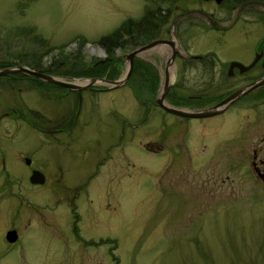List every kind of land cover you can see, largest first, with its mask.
Returning a JSON list of instances; mask_svg holds the SVG:
<instances>
[{
  "label": "rangeland",
  "instance_id": "374dc122",
  "mask_svg": "<svg viewBox=\"0 0 264 264\" xmlns=\"http://www.w3.org/2000/svg\"><path fill=\"white\" fill-rule=\"evenodd\" d=\"M159 1L0 0V64H33L28 61L32 54L41 69L54 61L65 62L57 67L66 69V60H78V52L85 62L104 59L96 39L126 18L139 19ZM174 5L211 13L221 25L233 17L226 6L213 2L177 0ZM256 8L244 9L240 15L245 19L222 31L189 18L174 28L176 46L187 56L213 53L218 62L233 59L236 47L264 36V22L254 19L264 10ZM25 26L34 27L29 36L16 32ZM169 35L168 30L162 37ZM165 50L137 56L160 77L154 96L162 83ZM125 52L114 53L119 56L116 80L127 70ZM191 64L174 60L170 82L175 91L215 92L219 68L210 77L202 74L200 62ZM130 75L116 88L81 91L74 126L58 134L47 131L53 126L50 119L66 111V102H75V96L62 98L35 82L0 79V158L5 160L0 264H264V181L248 161L250 135L264 131L263 107L239 110L225 123L229 135L223 136L217 117L183 118L150 100L140 106ZM11 108L16 114L5 116ZM222 136L226 146L240 142V150H220ZM46 138L61 141L53 146L54 154L48 152L54 140ZM23 156L42 168L52 157L59 167L33 186ZM10 226L20 237L7 250L3 234Z\"/></svg>",
  "mask_w": 264,
  "mask_h": 264
},
{
  "label": "flooded vegetation",
  "instance_id": "af4514ba",
  "mask_svg": "<svg viewBox=\"0 0 264 264\" xmlns=\"http://www.w3.org/2000/svg\"><path fill=\"white\" fill-rule=\"evenodd\" d=\"M202 1L204 2L208 1V2L215 3L213 0H202ZM215 4L217 5L221 4V5L226 6V8H228L230 11L233 12L232 13L233 17L234 15H236L235 20L227 29L231 28L237 21H239V19L244 18L240 14L247 7L251 8L252 6H256L257 8L254 10H257V11L264 10V0H246V1H241L239 3H236L235 0L234 1L233 0H221L220 3H215ZM254 10L250 9V11H254ZM202 14H206L210 18V20H207ZM256 15L257 17H255L254 19L256 20L259 19L264 22V16H261L258 13ZM189 18H197V19L205 21L206 24L210 27V29L214 31L225 30L226 29L225 26H227L232 20V18H230L227 24L221 25L220 21L214 18L211 13L205 12L197 8H181L180 5H176L173 7L172 12H170V15L166 17V25L168 27V30L171 28L174 29L175 27L178 29L180 24H183V23L187 24ZM161 38L162 37H157V39H161ZM176 49L182 55L179 49L178 48ZM235 49H236L235 52L232 55H230V57H234V58L229 59L225 62H218L217 58L215 57L213 53L205 54L199 58L189 57L194 54L188 55V57L183 55L185 58L179 57L178 55L174 57V60L177 59L180 63H182L183 65H188L189 67L193 66L191 64V61L200 62L201 69L203 72L202 74L206 72L205 75L206 76L209 75L210 77H214L212 76V73H213V70L215 69V66L219 68V72H217L216 74L218 79L215 85L213 86V89L216 90L215 92L208 91L209 88H207V90L205 88H202L200 92H197L198 94L197 93H194L193 95L187 94L186 96L187 97L202 96L205 99V101L208 102V105H205L207 102L204 103L205 106H202L204 108L214 106V105L221 103V105H219L220 107L216 114H213V115H210L204 118H200V119H209L212 117H217L216 126L218 128L219 127L221 128L220 130L222 131L223 136L229 135V133L226 130L228 125H225V123L227 122L228 124H230L231 122L230 120L233 117H236L240 113L239 110L248 108V109H252L256 111L258 107H263L264 109V36L262 39L248 42L246 45L238 46ZM232 62H238L240 65H232ZM216 63L218 65H216ZM51 75H54V74H51ZM163 75L164 73L162 74V77ZM26 76H27L26 74H24V77H19L18 75H15V74H10L8 75L7 79L18 80L23 83H27L29 81L25 79ZM42 83H43V86H46L47 88H49V90L54 89L57 93V96H61L62 98L68 94L75 96V99H76V101L74 99L75 102H72V101L66 102L67 104L66 111L65 110L62 112L58 111L57 116L52 115L53 119L52 120L50 119V124L53 126L52 128L47 129V131L51 134L69 132L72 129V126H74V122H75L76 116L79 111L78 101H80L79 97H80L81 92L68 90L62 87L58 88L59 86L55 84H51V83H46V82H42ZM172 86L173 85H170L168 91L171 89ZM88 90L103 91L106 89L101 86H96V87L92 86L88 88ZM45 92L47 93L48 90H46ZM237 92L239 93L235 97L229 100L227 99L229 96H232V94L237 93ZM211 97H213V99H211ZM74 105L75 107H73ZM185 108H188V107H185ZM230 113H232V115H230ZM3 114L5 116L6 115L8 116L10 114L14 115L16 114V110L11 108L9 112L8 111L3 112ZM206 124L211 125L209 123H206ZM208 129H209V126H208ZM220 130L217 132L220 133ZM235 130L232 134H230V138L233 137ZM238 130L240 133L239 128ZM243 130L245 132V128H243ZM47 131L44 130L43 132L46 133ZM223 136H222V142H221L222 144H221L220 150H222V148L226 149V148H233V147L237 149L236 146L240 142L238 141L230 142L229 141V146H226L225 144H223V139H224ZM250 136H251V143L249 145L250 152H249V158H248L249 166L252 172L254 173V175L258 177L260 180L264 181V131L260 132L259 134L258 133L252 134ZM46 140H54V143H48L51 145L50 147L51 149H49L48 152H51V153H53L52 150H54L53 146L55 144L61 143L60 140L55 142L57 140L55 138L54 139L46 138ZM233 142H236V143H233ZM239 146H238V149H239ZM2 157L3 156H1L0 158V165H1L0 173L1 174L5 172V168H4L5 160ZM58 161H59L58 159H55L52 157L47 158L44 164L42 163L43 164V168H42L40 165H37V164L35 165V160L33 158H30L28 156L22 157V163H23V166L26 168V175L28 177L30 176L31 172L34 170L39 171L43 175V177H45L46 174L47 175L51 174L50 172L54 170V167L58 169L59 167ZM28 177H27V180H28ZM226 180H228L227 177H226ZM30 184L33 186L36 185L32 183ZM10 229H14L16 231V237L14 241L12 242H9L5 238L6 231ZM6 231L3 234V241H4L3 248L5 247L7 248V250H9L13 245H15L18 242L20 234H18L16 228L12 226L7 228Z\"/></svg>",
  "mask_w": 264,
  "mask_h": 264
},
{
  "label": "trees",
  "instance_id": "16d2710c",
  "mask_svg": "<svg viewBox=\"0 0 264 264\" xmlns=\"http://www.w3.org/2000/svg\"><path fill=\"white\" fill-rule=\"evenodd\" d=\"M176 1L177 0H160L155 8H145L139 19L126 18L113 31L98 37L95 43L103 50L105 54L104 59L85 62L84 60H81V56L78 52V60H66L68 63V68L66 69H58L57 65L62 63L60 61L50 62L45 69H41L40 64L36 62L38 57L35 58V55L32 54L29 56L28 61H32L33 64L30 62H26L24 64L35 71L44 73L46 72L49 74L54 73L60 76L86 78L104 77L109 80L115 79L119 73V59L117 58L119 56L114 54L115 50L128 52L139 45L145 44L153 39H156L157 37H162L164 34H166L168 31L166 17L170 15V12L175 6L174 4ZM241 1L246 0H235L236 3ZM33 28V26H25L15 30L20 35L27 36L28 34L29 36V34L34 30ZM36 37L37 41H43V38L39 36ZM77 39H79L80 46L84 45L85 38L79 36ZM60 49L61 48L59 47V50ZM22 56V54H18V57ZM62 64L65 66L66 63L64 62ZM6 66L9 65L5 63L0 64V68ZM15 75L24 77V74ZM7 77L8 75L0 76V79H6L5 81L10 82L11 79H7ZM25 79H27L30 83L35 82L37 84L43 85L42 82L34 78H28L26 76ZM130 79L134 80L130 88L132 89L137 103L140 106H147L149 100L150 102L154 103L153 96L159 83L155 68L148 62L140 58H135L132 64ZM175 88H177V86H172L165 95V99L168 103L174 106L188 108H199L203 106V102L205 103V99L202 96L187 97L184 94L176 92ZM211 99H213V97H211Z\"/></svg>",
  "mask_w": 264,
  "mask_h": 264
},
{
  "label": "water",
  "instance_id": "95a60500",
  "mask_svg": "<svg viewBox=\"0 0 264 264\" xmlns=\"http://www.w3.org/2000/svg\"><path fill=\"white\" fill-rule=\"evenodd\" d=\"M213 1L215 3H220L221 0H213ZM199 14H201V13H199ZM202 15L207 20H210V18L206 14H202ZM235 18H236V15H234V17L232 18L230 23L227 26H225V28H228L233 23ZM173 31H174L173 28H171L170 29V35H169L168 39L151 40L150 42H148L146 44H143L141 46L133 48L131 51H129L127 54H125L124 57L127 60V71L125 72V74L122 78H119L117 80L116 79L115 80H107L104 78H90V79H88L87 83L80 84V83L74 82L73 80H75V79L64 80L61 77H56V76H52L50 74H46L43 72H38V71L32 70V69H30L26 66H22V65H13V66H7V67L0 68V76L11 74V73H23V74H26L30 77L37 79V80H40V81H43L46 83L55 84V85L67 88L68 90H74V91H80L83 89H87L90 85L95 84L96 81L107 84L108 85L107 88H112V87L116 88V87L122 85V83L125 82L127 76L129 75L131 68H132L133 56H135L139 53H143V52H146L148 50L154 49L156 47L166 46L169 48V55L167 56V59L164 62V69L165 70H164V75H163V82H162V85L160 87L158 95L155 97L156 105L160 109H162L163 111L170 113V114H173V115L180 116V117L203 118V117H207V116L216 114L219 107H220L219 105H221V103L214 105V106L207 107V108L189 110V109L178 108V107L169 105L164 101L165 93L167 92L169 85H170L168 73L166 72V66L173 63L174 57L176 55H178L179 57L185 58L176 49L175 42L173 41V37H174ZM189 57L199 58L201 56L200 55H191ZM232 65H240V64L238 62H232ZM238 93L239 92L232 94V96H229L227 99L229 100V99L235 97ZM28 180L30 183H33V184H41L44 182V177L39 171L34 170L31 172L30 176L28 177ZM15 237H16V232L14 229L6 231L5 238L9 242L14 241Z\"/></svg>",
  "mask_w": 264,
  "mask_h": 264
},
{
  "label": "bare ground",
  "instance_id": "6f19581e",
  "mask_svg": "<svg viewBox=\"0 0 264 264\" xmlns=\"http://www.w3.org/2000/svg\"><path fill=\"white\" fill-rule=\"evenodd\" d=\"M160 48H163V47H160ZM158 49H159V48H158ZM165 49H166V48H165ZM90 50H91V51H94L92 47L90 48ZM96 51H98V50H96ZM165 51H166V56H168V55H169V50L166 49ZM98 52H99V51H98ZM172 69H173V67H172L171 65L166 66V72H167L169 75H171V73H172Z\"/></svg>",
  "mask_w": 264,
  "mask_h": 264
}]
</instances>
